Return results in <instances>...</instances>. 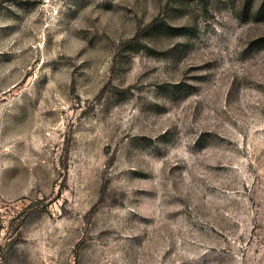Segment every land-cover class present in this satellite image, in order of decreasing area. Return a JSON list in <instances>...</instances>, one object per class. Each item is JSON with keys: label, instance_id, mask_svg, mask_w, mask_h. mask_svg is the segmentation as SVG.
<instances>
[{"label": "rangeland", "instance_id": "rangeland-1", "mask_svg": "<svg viewBox=\"0 0 264 264\" xmlns=\"http://www.w3.org/2000/svg\"><path fill=\"white\" fill-rule=\"evenodd\" d=\"M0 264H264V0H0Z\"/></svg>", "mask_w": 264, "mask_h": 264}]
</instances>
